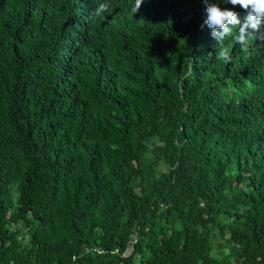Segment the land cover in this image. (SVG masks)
Listing matches in <instances>:
<instances>
[{
    "label": "trees",
    "instance_id": "16d2710c",
    "mask_svg": "<svg viewBox=\"0 0 264 264\" xmlns=\"http://www.w3.org/2000/svg\"><path fill=\"white\" fill-rule=\"evenodd\" d=\"M134 5L0 0V264H264V40Z\"/></svg>",
    "mask_w": 264,
    "mask_h": 264
},
{
    "label": "clouds",
    "instance_id": "9594fccd",
    "mask_svg": "<svg viewBox=\"0 0 264 264\" xmlns=\"http://www.w3.org/2000/svg\"><path fill=\"white\" fill-rule=\"evenodd\" d=\"M220 4H231L232 9L221 8L219 3L206 4L205 13L206 19L204 20L201 28L207 25L211 29L212 37L217 41L218 51L216 53L217 59L225 62L231 59L229 48L225 46L224 41L226 38L231 37L235 43L240 45L242 51L249 50V42L261 39L264 40V0H218ZM144 0H135V5L132 12L135 14L139 11ZM239 6L245 15L241 18L234 10ZM107 10V5L101 4L96 10L95 14L100 15ZM70 30L72 32H82L89 26V20L85 17L79 19H72ZM239 49V50H240ZM238 50V51H239Z\"/></svg>",
    "mask_w": 264,
    "mask_h": 264
},
{
    "label": "bare ground",
    "instance_id": "6f19581e",
    "mask_svg": "<svg viewBox=\"0 0 264 264\" xmlns=\"http://www.w3.org/2000/svg\"><path fill=\"white\" fill-rule=\"evenodd\" d=\"M79 1V0H78Z\"/></svg>",
    "mask_w": 264,
    "mask_h": 264
}]
</instances>
